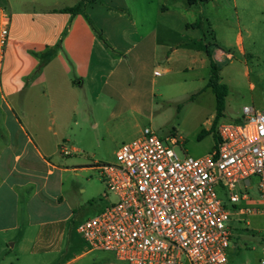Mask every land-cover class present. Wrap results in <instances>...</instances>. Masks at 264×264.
Returning <instances> with one entry per match:
<instances>
[{"label": "crops", "instance_id": "0c3cea01", "mask_svg": "<svg viewBox=\"0 0 264 264\" xmlns=\"http://www.w3.org/2000/svg\"><path fill=\"white\" fill-rule=\"evenodd\" d=\"M81 1L0 0V105L15 121L4 124L6 135L0 139V264H73L80 256L71 257L78 247L73 221L81 204L72 175L100 168L82 155L70 156L80 151V138L68 123L69 100L79 97L77 88L98 98L107 87L119 92L127 76L142 82L138 70L121 65L128 59L143 64L149 55L153 61L165 57L167 63L184 59L193 68L209 67L211 74L203 46L192 49L185 43L164 52L165 41L176 31L175 13L183 16L169 1L157 0L152 23L140 12L148 14L151 6L145 3L143 10L139 0H95L73 11ZM188 5L189 12L197 4ZM200 23L196 17L182 28L196 29ZM3 26L8 29L4 44ZM190 39L202 42L200 36ZM235 40L244 54L241 32ZM216 49L213 56L219 61L221 52L233 56ZM33 88L41 90L32 94L44 106L21 108L29 111L23 125L7 100L24 99ZM57 100H64L63 106Z\"/></svg>", "mask_w": 264, "mask_h": 264}, {"label": "rangeland", "instance_id": "374dc122", "mask_svg": "<svg viewBox=\"0 0 264 264\" xmlns=\"http://www.w3.org/2000/svg\"><path fill=\"white\" fill-rule=\"evenodd\" d=\"M168 1L183 16L175 13L176 31L165 41V53L185 43H190L192 49L206 45L212 49L217 45L233 53L232 58L222 55L219 61L213 52V60L221 66L222 82L229 86L226 108L220 121L241 117L245 104L264 111V0H210L193 6L189 12L186 0ZM156 2L139 0L143 10L145 3L151 6L148 14L139 10L149 23L155 19L153 14ZM196 17L201 21L199 28H182L186 21L191 22ZM238 32L243 35L244 54L238 51L236 45ZM161 33L165 38L166 35ZM195 36L202 37V42L190 39ZM121 66V69L138 70L142 82H138L135 76H127L119 92L107 87L98 98L87 95L83 88H77L79 97L69 100L71 115H68V123L72 125V134L82 139L78 143L80 151L70 156L82 155L94 166L115 162L118 148L137 137L145 127H153L162 137H175L179 142L177 151L181 155L186 153L199 157L212 150L216 128L212 133L199 138L203 130L212 126L216 113V97L212 88L207 86L209 67L193 68V64L184 59H174L167 63L163 57L153 61L150 55L143 64L128 59ZM167 68L169 71L165 72ZM155 71L160 74L155 75ZM251 83L255 85L254 88H251ZM45 89V86L41 88ZM41 90L28 89L24 99L18 97L7 100L23 125L27 123L29 111L23 113L20 109L44 106L32 94ZM57 101L63 106L64 100ZM5 110V104L0 105V139L6 135L4 124H15L12 116L6 117ZM72 180L77 187L74 190L79 203L81 201L73 221L75 228L116 200L115 195L107 189L100 169L78 171L72 175ZM257 180L256 176L252 177L254 185ZM83 188L84 193H80L79 189ZM218 192L227 200L225 193L221 194L219 189ZM249 192L257 195L256 188ZM231 226L233 240L228 249V263L264 264V212L246 215L241 222H231ZM74 240L78 247L71 253V257L80 256L73 264H126L118 260L113 252L88 249L85 240L76 230Z\"/></svg>", "mask_w": 264, "mask_h": 264}, {"label": "built area", "instance_id": "2783aa9c", "mask_svg": "<svg viewBox=\"0 0 264 264\" xmlns=\"http://www.w3.org/2000/svg\"><path fill=\"white\" fill-rule=\"evenodd\" d=\"M7 34L3 26L1 43ZM217 131V146L193 157L177 151L175 137L145 127L115 162L99 164L116 200L77 226L88 249L126 264H229L231 222L264 212V111L245 104Z\"/></svg>", "mask_w": 264, "mask_h": 264}, {"label": "trees", "instance_id": "16d2710c", "mask_svg": "<svg viewBox=\"0 0 264 264\" xmlns=\"http://www.w3.org/2000/svg\"><path fill=\"white\" fill-rule=\"evenodd\" d=\"M94 1L95 0H82L81 2H79L77 7H74L71 9L73 11H77L83 3H86V2L92 3ZM209 1L210 0H187L188 4H190V5H194V4H198V3H206ZM215 48H219V47L217 45L213 46L212 49L209 45H206L204 47V49L207 53V56L209 58L210 73H211L209 80H208V83H207V86L211 87L214 94H215V97H216V113H215L214 119H213L212 124H211L212 126L208 130H203L200 133L199 138H201L202 136H204L207 133H212V131L216 128V135H215L216 140H215L214 146H217V144L220 140L217 128H218L221 117L224 115L225 106H226V97L229 93V86L226 83H223L220 81L221 78H220L219 72H220L221 66L218 65L217 62L213 60V51ZM222 50H224V49H222ZM224 51L230 52L227 50H224ZM43 65H44V63L41 62L40 65L38 66L37 70H40L43 67ZM111 264H116V263H111Z\"/></svg>", "mask_w": 264, "mask_h": 264}, {"label": "water", "instance_id": "95a60500", "mask_svg": "<svg viewBox=\"0 0 264 264\" xmlns=\"http://www.w3.org/2000/svg\"><path fill=\"white\" fill-rule=\"evenodd\" d=\"M246 182H248V180H246Z\"/></svg>", "mask_w": 264, "mask_h": 264}]
</instances>
